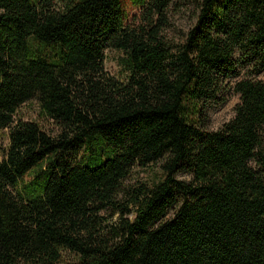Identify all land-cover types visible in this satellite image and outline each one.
<instances>
[{"label":"trees","instance_id":"obj_1","mask_svg":"<svg viewBox=\"0 0 264 264\" xmlns=\"http://www.w3.org/2000/svg\"><path fill=\"white\" fill-rule=\"evenodd\" d=\"M173 2L0 0V264H264V0Z\"/></svg>","mask_w":264,"mask_h":264},{"label":"rangeland","instance_id":"obj_2","mask_svg":"<svg viewBox=\"0 0 264 264\" xmlns=\"http://www.w3.org/2000/svg\"><path fill=\"white\" fill-rule=\"evenodd\" d=\"M201 0H174L169 6L167 18L168 26L164 31L165 37L172 42H179L185 33L194 25L197 6ZM123 5L128 16L135 13V7L132 0H123ZM103 69L110 75L122 79L124 74L120 67L119 60L122 57L121 53L116 50H105L103 52ZM258 79L264 82V73L258 76ZM238 102V95L229 91L226 101L218 107L208 111V129L216 130L223 123L227 122L233 116V109ZM17 116L22 120H36V107L34 103H27L20 107L17 111ZM7 130H0V153L6 147ZM159 164L145 167L144 169H136L132 173L134 179L127 181L129 185L134 184L133 181L150 182L153 175H158ZM174 177L179 180L187 181L189 175L186 172L179 171ZM27 178L24 179V182ZM115 219V216H113Z\"/></svg>","mask_w":264,"mask_h":264}]
</instances>
